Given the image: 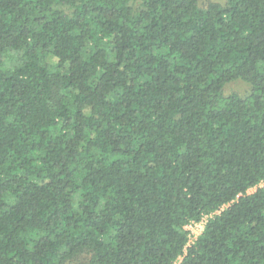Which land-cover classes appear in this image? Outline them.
Masks as SVG:
<instances>
[{
	"label": "trees",
	"instance_id": "trees-1",
	"mask_svg": "<svg viewBox=\"0 0 264 264\" xmlns=\"http://www.w3.org/2000/svg\"><path fill=\"white\" fill-rule=\"evenodd\" d=\"M79 258L264 264V0H0V264Z\"/></svg>",
	"mask_w": 264,
	"mask_h": 264
},
{
	"label": "built area",
	"instance_id": "built-area-1",
	"mask_svg": "<svg viewBox=\"0 0 264 264\" xmlns=\"http://www.w3.org/2000/svg\"><path fill=\"white\" fill-rule=\"evenodd\" d=\"M208 215H203L199 220L197 221H189L184 225L185 230L187 231V242L186 246L191 244L198 234L201 232L206 220H207Z\"/></svg>",
	"mask_w": 264,
	"mask_h": 264
},
{
	"label": "rangeland",
	"instance_id": "rangeland-1",
	"mask_svg": "<svg viewBox=\"0 0 264 264\" xmlns=\"http://www.w3.org/2000/svg\"><path fill=\"white\" fill-rule=\"evenodd\" d=\"M217 1H222V0H217ZM224 88H225L226 94L233 92V91L240 93V94H244L247 92L249 86L245 82L237 80V81H233V82H230L229 84L225 85ZM252 190H253V188L249 189L248 192H251ZM84 263H85L84 259L79 258V259H76V260L70 262L69 264H84Z\"/></svg>",
	"mask_w": 264,
	"mask_h": 264
}]
</instances>
